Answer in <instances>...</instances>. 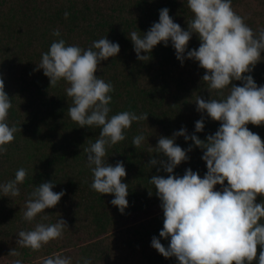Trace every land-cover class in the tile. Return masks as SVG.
Returning a JSON list of instances; mask_svg holds the SVG:
<instances>
[{
	"label": "trees",
	"instance_id": "trees-1",
	"mask_svg": "<svg viewBox=\"0 0 264 264\" xmlns=\"http://www.w3.org/2000/svg\"><path fill=\"white\" fill-rule=\"evenodd\" d=\"M163 8L169 9L175 23L188 30L187 21L193 13L187 0H0V78L12 103L7 122L21 128L7 145V153L0 155V184L13 180L20 168L28 172L18 185L19 196L0 193V257L8 258L5 264L15 259L22 264H42L54 253L71 257L73 264L82 258L91 259L92 264H178L175 257L165 258L151 246L155 236L167 248L170 237L159 236L163 210L149 182L153 175L167 178L168 173L160 164L148 165L153 158H166L148 150L156 147L161 136L170 138L181 128L201 140L215 134L221 122L198 112L195 100L197 96L205 100L222 97L208 92L202 80L205 70L197 61L185 59L181 64L171 41L167 46L163 42L155 46L150 60L137 59L129 34L146 33L159 22ZM232 8L254 32L264 29V0H232ZM55 30L60 32L59 37L52 35ZM103 37L120 45L118 55L101 61L96 73L114 87L109 117L122 111L149 114L147 121L133 122L125 130L124 141L107 149L106 163L115 166L122 161L127 173L123 182L129 187V206L123 214L111 204L114 195H101L90 187L92 173L84 149L96 141L100 129L80 127L72 121L68 115L72 100L65 91L69 85L61 80L50 87L43 69L37 70L42 54L53 41L63 39L66 45L87 49ZM199 45L198 35L193 33L187 50L198 49ZM261 57L252 72L245 74H250L257 86H264V52ZM233 84L243 86L242 81ZM227 94L225 89L224 96ZM202 118L204 130L196 132L195 122ZM247 127L264 141V125ZM141 134L145 140L135 148L133 137ZM175 144L185 150L192 146V151L173 174L182 177L190 168L203 178L207 172L202 159L205 150L183 136L176 137ZM44 182L55 183L53 191L65 194L54 208L45 209L29 223L23 219L26 199ZM215 190L222 191V186L216 185ZM262 200L264 197H257V203ZM156 209L157 214L149 216ZM43 215L48 216L44 223L66 221L63 237L39 251L19 247L18 232L34 228ZM15 248L21 255L8 256Z\"/></svg>",
	"mask_w": 264,
	"mask_h": 264
},
{
	"label": "clouds",
	"instance_id": "clouds-1",
	"mask_svg": "<svg viewBox=\"0 0 264 264\" xmlns=\"http://www.w3.org/2000/svg\"><path fill=\"white\" fill-rule=\"evenodd\" d=\"M187 7L193 13V18L187 21L188 30L175 23L169 9L163 8L159 11V22L153 23L146 33L129 34L140 61L150 60L149 54L155 46L161 42L167 46L171 41L181 64L185 59L197 61L205 70L202 80L208 92L214 91L222 97L205 100L197 96L195 100L198 112H206L212 120L221 122L215 134L201 140L181 128L170 138L161 136L156 147L148 150L166 158H153L148 165L160 164L168 173L167 178L153 175L149 182L155 187L163 210V229L159 236L170 237V243L166 248L154 236L151 246L165 258L175 257L178 264H253L254 261L264 264V223L261 222L264 221V200L257 203L258 196L264 197V141L247 127L248 124L264 125V86H257L250 74L245 75L262 59L264 29L254 32L233 10L232 0H187ZM193 33L198 35L200 45L198 49L187 50ZM52 35L59 37L60 32L55 30ZM119 52L120 45L106 37L93 41L87 49L66 45L60 39L53 41L42 54L37 70L43 69L50 87L61 80L69 85L65 91L72 100L68 107L72 121L80 127L100 129L96 141L84 149L92 173L90 187L101 195H114L111 204L123 214L129 206V187L123 182L127 173L122 161L115 166L106 163L107 149L124 141L125 130L133 122L147 121L149 114L122 111L109 117L110 93L114 87L96 73L101 61ZM233 81H242L243 86H236ZM4 89V80L0 78V155L7 153V145L21 131L7 122L12 103ZM225 89H228L226 96ZM204 126L203 118L196 121L195 131L202 132ZM179 136L205 150L202 159L207 172L203 178L190 168L182 177L173 174L188 159L187 152L192 151V146L185 150L175 144ZM144 140L143 134L137 135L132 145L139 148ZM27 176L26 169H18L13 180L0 184L2 196H19L18 185ZM216 185H221L222 191L215 190ZM54 187L55 183L44 182L33 189L25 202V221L31 223L45 209L59 203L65 193L54 192ZM47 219L43 215L34 228L19 231L17 245L39 251L49 242L62 238L66 221L44 223ZM20 255L16 248L8 254ZM12 264H22V260L15 259ZM42 264H73V260L54 253L44 258ZM76 264H92V261L82 258Z\"/></svg>",
	"mask_w": 264,
	"mask_h": 264
},
{
	"label": "rangeland",
	"instance_id": "rangeland-1",
	"mask_svg": "<svg viewBox=\"0 0 264 264\" xmlns=\"http://www.w3.org/2000/svg\"><path fill=\"white\" fill-rule=\"evenodd\" d=\"M157 211H158L157 209L155 210V212H154V210L151 211V213H149L150 214L149 216H153V215L157 214L156 213ZM145 216H147V215H145ZM6 260L8 261V258H6L4 256H1L0 257V264H5L6 263Z\"/></svg>",
	"mask_w": 264,
	"mask_h": 264
}]
</instances>
